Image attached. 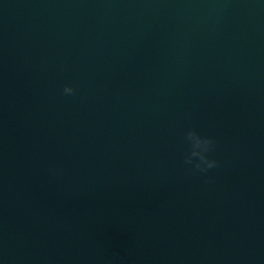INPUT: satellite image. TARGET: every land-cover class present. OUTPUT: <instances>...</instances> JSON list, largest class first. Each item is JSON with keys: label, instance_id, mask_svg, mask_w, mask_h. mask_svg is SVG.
<instances>
[{"label": "water", "instance_id": "obj_1", "mask_svg": "<svg viewBox=\"0 0 264 264\" xmlns=\"http://www.w3.org/2000/svg\"><path fill=\"white\" fill-rule=\"evenodd\" d=\"M0 264H264V0H0Z\"/></svg>", "mask_w": 264, "mask_h": 264}, {"label": "clouds", "instance_id": "obj_2", "mask_svg": "<svg viewBox=\"0 0 264 264\" xmlns=\"http://www.w3.org/2000/svg\"><path fill=\"white\" fill-rule=\"evenodd\" d=\"M76 89L70 85H65L62 94L74 95ZM185 140L190 145V153L185 156L184 164L191 166L188 170L192 174L208 173L209 170L218 167V161L210 159L209 154L215 149V140L211 137L202 136L196 130L189 129L184 134ZM53 174H57L55 170Z\"/></svg>", "mask_w": 264, "mask_h": 264}]
</instances>
